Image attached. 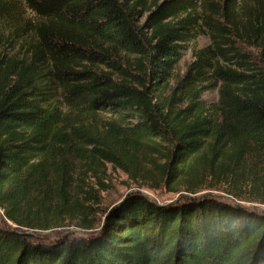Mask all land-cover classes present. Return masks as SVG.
Masks as SVG:
<instances>
[{
    "label": "trees",
    "instance_id": "16d2710c",
    "mask_svg": "<svg viewBox=\"0 0 264 264\" xmlns=\"http://www.w3.org/2000/svg\"><path fill=\"white\" fill-rule=\"evenodd\" d=\"M22 1L28 58L0 27V264H264V209L235 200L251 182L264 203V0L225 8L231 29L207 15L213 44L172 86L196 0ZM108 163L178 197L134 190L103 209ZM220 184L234 200L199 193Z\"/></svg>",
    "mask_w": 264,
    "mask_h": 264
},
{
    "label": "rangeland",
    "instance_id": "374dc122",
    "mask_svg": "<svg viewBox=\"0 0 264 264\" xmlns=\"http://www.w3.org/2000/svg\"><path fill=\"white\" fill-rule=\"evenodd\" d=\"M165 0H147V6H152L155 2L160 3ZM257 3L263 4V0H196L192 10V14L197 16V22L195 23L194 30L191 31L193 38L184 42V49L182 50V56L178 63L175 65L172 71V79L170 86L175 84V81L182 77L188 70L191 63L198 59L200 53L210 47L213 44L211 35L212 30L205 24V18L207 15L210 16L211 21L218 25H225L227 29L229 28V19H238L242 14V9L244 7H252ZM227 9L232 10L233 15L230 18H224L222 15ZM0 12L3 13V18L0 20L1 30H5L8 33V40L5 41L3 45V50L10 56L18 57H29V51L27 46V39L29 33L27 34L28 25L35 21L34 13L25 5L22 0H0ZM223 34L227 35L231 39L232 44L236 49L242 52L249 53L254 59H263L260 56V52L256 47L249 46L244 41L233 36L232 31H226ZM183 43V42H182ZM224 47V46H223ZM203 85H207V89L204 90L199 98L206 106L212 107L217 104L219 93L218 86L213 84L211 79L201 82ZM182 96L181 99H183ZM188 101V100H187ZM185 100V104L187 103ZM264 162L260 159L258 161L259 174L264 175L263 171ZM107 188L101 193V207L106 209L113 206L115 203L119 202L127 193L138 190L150 199L158 200L161 202H169L178 197V193L170 192L166 188L158 187L151 188L150 186L137 187L127 175L118 169L111 166L110 163L107 164ZM252 183L246 182L242 183L240 187V199H235L242 205L251 207L254 209H264V203L257 201V199H250L251 197H256L251 193ZM226 185L220 184L215 187L205 188L199 193H209L211 195H216L224 199H233L229 194L225 192L227 189ZM2 209L0 208V223H2ZM10 224L9 222H6ZM67 230L62 228H55L46 231L35 230L32 231L35 235L39 237H44L46 239H52L54 237L64 234ZM71 232L76 231L71 228Z\"/></svg>",
    "mask_w": 264,
    "mask_h": 264
},
{
    "label": "water",
    "instance_id": "95a60500",
    "mask_svg": "<svg viewBox=\"0 0 264 264\" xmlns=\"http://www.w3.org/2000/svg\"><path fill=\"white\" fill-rule=\"evenodd\" d=\"M120 202V201H119ZM119 202L115 203L114 205L118 204Z\"/></svg>",
    "mask_w": 264,
    "mask_h": 264
}]
</instances>
